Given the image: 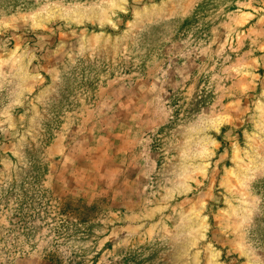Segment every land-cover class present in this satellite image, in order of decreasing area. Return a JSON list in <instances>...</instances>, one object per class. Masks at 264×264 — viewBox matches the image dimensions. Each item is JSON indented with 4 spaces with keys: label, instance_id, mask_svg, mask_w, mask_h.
I'll use <instances>...</instances> for the list:
<instances>
[{
    "label": "rangeland",
    "instance_id": "1",
    "mask_svg": "<svg viewBox=\"0 0 264 264\" xmlns=\"http://www.w3.org/2000/svg\"><path fill=\"white\" fill-rule=\"evenodd\" d=\"M0 264H264V0H0Z\"/></svg>",
    "mask_w": 264,
    "mask_h": 264
}]
</instances>
